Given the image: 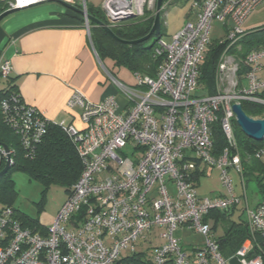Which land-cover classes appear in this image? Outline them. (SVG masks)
Here are the masks:
<instances>
[{
    "label": "built area",
    "instance_id": "obj_1",
    "mask_svg": "<svg viewBox=\"0 0 264 264\" xmlns=\"http://www.w3.org/2000/svg\"><path fill=\"white\" fill-rule=\"evenodd\" d=\"M7 1L6 11L26 9L55 0ZM87 13L86 0H58ZM174 0H165L162 10ZM264 0H188L187 21L169 43L159 38L154 57L161 58L154 78L132 74L133 85L107 71L125 100H87L79 91L67 100L78 109V123L51 122L67 135L82 166L51 225L22 224L10 207L0 208V264H264V198L255 208L246 204V184L234 135V104L264 106V47L237 62H222L246 33L245 24ZM156 0H100L108 27L155 11ZM89 35V21L82 16ZM213 22L223 24L225 49L218 60L215 93L200 95L197 83L210 41ZM101 63V61H100ZM224 63V64H223ZM102 64V63H101ZM8 61L0 64L7 82ZM230 75L226 85L220 76ZM3 119L17 136L26 157L41 141L50 121L35 108L8 93L0 102ZM252 119H264V115ZM217 123L225 139L214 156L211 126ZM13 151L0 146L4 164ZM264 164V147L252 155ZM206 169L217 170L222 190L212 197L197 192ZM240 178L237 195L229 176ZM174 187L170 193L168 185ZM241 214L247 235L239 247L223 255L216 215ZM203 237V244L182 248L177 232ZM146 244V248L142 246Z\"/></svg>",
    "mask_w": 264,
    "mask_h": 264
},
{
    "label": "crops",
    "instance_id": "obj_2",
    "mask_svg": "<svg viewBox=\"0 0 264 264\" xmlns=\"http://www.w3.org/2000/svg\"><path fill=\"white\" fill-rule=\"evenodd\" d=\"M90 2L88 6L100 9V3ZM170 8L182 11L181 25L175 31L187 21L194 20L186 4ZM76 15L59 4L46 3L5 17L0 22V64L8 61L11 69L7 82L0 80V91L11 83L22 101L35 108L46 120H64L78 126V109L70 111L66 108L72 92L79 91L91 102L114 97L123 107L125 100L107 71L126 85H133L134 81L130 72L114 67L111 61L100 63L90 42V31L88 35L84 22ZM164 24L168 32L165 21ZM257 162V166L246 164V204L250 208H255L264 198V164ZM257 179L262 180L261 186H258ZM249 182H254L258 188L252 198L247 196Z\"/></svg>",
    "mask_w": 264,
    "mask_h": 264
},
{
    "label": "trees",
    "instance_id": "obj_3",
    "mask_svg": "<svg viewBox=\"0 0 264 264\" xmlns=\"http://www.w3.org/2000/svg\"><path fill=\"white\" fill-rule=\"evenodd\" d=\"M188 0H174L169 6H177L187 3ZM165 0H163L164 4ZM162 4V6H163ZM87 14L105 25L107 22L99 7L86 6ZM76 8H79L78 6ZM7 1H0V15L6 12ZM163 11V10H162ZM162 14V12H161ZM79 15V16H77ZM76 16L84 22L82 16ZM154 21V12H146L143 18L131 19L111 27L114 36L122 41H136L145 37L151 30ZM90 42L101 62L109 60L114 67L123 68L131 74L148 76L154 78L161 58L154 57V49L159 38L166 34L164 21L161 19V28L158 37H151L142 44L127 45L111 38L102 28L89 22ZM154 41L152 45L147 46V42ZM239 44L242 46L240 57L243 58L251 50L264 47V26L247 30ZM225 42L216 44L210 39L204 60L198 69L197 83L200 95H213L215 93V74L218 58ZM8 93L20 95L14 90L10 83L7 88L0 91V102L8 99ZM243 112L250 118H256L264 115V106L252 103L242 102ZM234 135L240 150V156L244 168V177H246V164H259L252 155L255 150L264 147V141L254 142L245 137L233 122ZM17 136L7 126L0 109V146H6L13 151V165L11 169L0 178V208H12V200L15 195L13 182L9 177L11 171L16 170L27 173L31 177L41 180L45 183H56L64 186L69 192L71 187L77 181L82 166L75 152V148L67 135L57 125L51 122L46 127V132L41 141L34 147L32 156L26 157L20 147ZM211 141L214 156H218L226 146L225 139L217 123L211 126ZM246 161H248L246 163ZM3 167V164H2ZM258 186H261L262 180H256ZM13 209V208H12ZM14 210V209H13ZM16 213V210H14ZM17 215V214H16ZM18 219L28 228H37L38 220L29 218L25 215H18ZM225 219L224 215H216L215 222ZM240 225L233 224L228 227L220 238V250L223 255L233 253L245 239L247 233L244 229H239Z\"/></svg>",
    "mask_w": 264,
    "mask_h": 264
},
{
    "label": "rangeland",
    "instance_id": "obj_4",
    "mask_svg": "<svg viewBox=\"0 0 264 264\" xmlns=\"http://www.w3.org/2000/svg\"><path fill=\"white\" fill-rule=\"evenodd\" d=\"M88 5H91L92 1L94 4L99 5L100 0H86ZM56 4V3H52ZM188 4L186 3V9ZM173 7V6H171ZM181 12L179 9L168 8L162 11L161 19L165 21L168 25V32L162 36L161 41L164 43H169L171 38L180 29L175 31L181 25ZM213 29L211 31V40L216 44L222 42L224 30L223 24L219 22H213ZM264 26V2L256 9V11L248 19L245 27L247 28H257ZM175 31V32H174ZM153 40L147 42V46L153 44ZM242 46L240 44L236 45L230 49L226 55L227 58L223 57L222 62L228 61V59L235 60L236 62L241 58L240 53L242 52ZM224 52V49L219 55V59ZM223 63V64H224ZM231 65L228 61L225 64V68ZM229 72H225L220 76L219 84L226 85V81L229 80ZM17 139V138H16ZM231 180L233 182L234 191L238 195H243L240 178L233 172L229 173ZM10 179L13 182V190L15 191L14 198L12 200V208L16 210L17 216L25 215L32 219H37L42 223L51 225L56 215L58 209L65 201L68 192L66 188L60 184L56 183H45L41 180L35 179L28 175L27 173L13 170L9 174ZM245 184H246V177ZM170 193H174V187L172 185L167 186ZM221 184L219 181V173L216 170H205L204 176H201L198 185V194L201 196H214L216 193L221 191ZM258 192V188L254 182H249L247 187V196L255 195ZM246 194V192H245ZM260 199V195H258ZM244 205L239 206L237 210L227 216V219H220L216 222V233L217 237L224 234V231L232 226L233 224L240 225L239 229H244L242 223L244 222V216L241 214ZM176 237L180 239L182 248L189 246H199L203 244V237L200 235L193 234L189 231H184L182 233L177 232ZM146 244L142 246L143 249L146 248Z\"/></svg>",
    "mask_w": 264,
    "mask_h": 264
},
{
    "label": "water",
    "instance_id": "obj_5",
    "mask_svg": "<svg viewBox=\"0 0 264 264\" xmlns=\"http://www.w3.org/2000/svg\"><path fill=\"white\" fill-rule=\"evenodd\" d=\"M46 3H56L62 6L63 8L75 12L77 14H80L81 16H86L87 21L92 22L96 24L98 27L102 28L111 38L118 40L124 44L127 45H134V44H142L146 41H148L151 37H158L160 33L161 28V12H162V4L163 0H156L155 5V11H154V21L153 25L151 27L150 32L143 38L136 40V41H122L117 39L114 34L112 33L110 27L102 23L101 21L89 16L87 13L85 14L82 10L77 9L76 7L67 4L62 1H52V2H46ZM43 3V4H46ZM27 9V8H26ZM25 9H15L10 10L2 13L0 15V22L7 16L17 13L19 11H22ZM232 111L235 116V123L237 127L239 128L240 132L247 137L248 139L261 143L264 141V119H252L243 112L241 104H234L232 106ZM5 151H8V148L6 146H2ZM2 159H0V168L2 166ZM11 169L10 165V156H7L5 159V162L3 164L2 170H0V178L5 175L9 170ZM235 259L231 260V264H235Z\"/></svg>",
    "mask_w": 264,
    "mask_h": 264
},
{
    "label": "flooded vegetation",
    "instance_id": "obj_6",
    "mask_svg": "<svg viewBox=\"0 0 264 264\" xmlns=\"http://www.w3.org/2000/svg\"><path fill=\"white\" fill-rule=\"evenodd\" d=\"M0 170H2V166H1Z\"/></svg>",
    "mask_w": 264,
    "mask_h": 264
}]
</instances>
